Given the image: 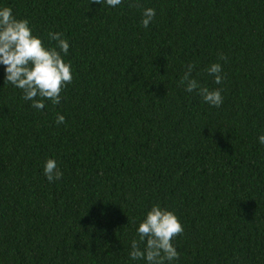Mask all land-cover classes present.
I'll list each match as a JSON object with an SVG mask.
<instances>
[{
	"label": "trees",
	"instance_id": "trees-1",
	"mask_svg": "<svg viewBox=\"0 0 264 264\" xmlns=\"http://www.w3.org/2000/svg\"><path fill=\"white\" fill-rule=\"evenodd\" d=\"M0 5L46 47L63 33L73 74L37 111L0 66V264H144L128 252L153 204L183 227L173 264H264V0ZM188 64L219 107L184 90Z\"/></svg>",
	"mask_w": 264,
	"mask_h": 264
},
{
	"label": "clouds",
	"instance_id": "clouds-1",
	"mask_svg": "<svg viewBox=\"0 0 264 264\" xmlns=\"http://www.w3.org/2000/svg\"><path fill=\"white\" fill-rule=\"evenodd\" d=\"M109 8H116L122 0H103ZM156 12L146 8L142 12L140 25L148 28ZM53 46L46 47L42 39L33 34L27 19H17L11 7L0 5V66L3 67L4 81L22 91V99L30 101V107L37 111L45 107L44 101L59 104L61 91L72 82V66L65 62L69 42L61 32L48 33ZM220 59H224L223 56ZM194 65L188 64L180 84L188 93L196 92L203 102L212 107L223 103L222 89L209 90L201 86L192 76ZM205 71L219 85L223 79L220 63L210 64ZM56 123H64V116L57 115ZM257 142L264 145V134L257 136ZM43 175L49 183L59 180L62 172L53 158H47ZM183 232V227L174 212L153 204L136 228V236L130 241L128 258L144 264H173L179 253L172 244L174 237ZM143 244L141 248L140 245Z\"/></svg>",
	"mask_w": 264,
	"mask_h": 264
}]
</instances>
